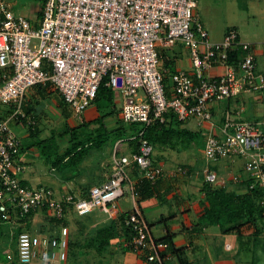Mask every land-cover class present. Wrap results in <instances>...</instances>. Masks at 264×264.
<instances>
[{"label": "built area", "instance_id": "built-area-1", "mask_svg": "<svg viewBox=\"0 0 264 264\" xmlns=\"http://www.w3.org/2000/svg\"><path fill=\"white\" fill-rule=\"evenodd\" d=\"M196 9L197 0H44L39 17L32 21L0 0V218L22 227L15 252L8 251L0 264H67L70 226L39 232L45 218L71 220L99 211L113 219L127 190L134 212L127 224L135 231L129 247L147 264H164L167 246L152 237L136 204L135 184L142 179L155 183L164 175L153 161L154 148L144 131L169 115L182 123L197 119L199 126L207 125L202 133L206 183L224 187L215 165L243 159V174L231 180H245L249 189L258 187L264 208L263 123L225 111L215 124L211 112L213 104L264 91V72L257 71L253 46L241 41L236 29L212 42ZM177 44L188 50L191 72L168 73L164 68L159 48ZM236 51L240 57L230 60ZM217 66L223 73L211 75ZM166 72L171 97L165 88ZM47 84L55 87L77 120H82L102 85L117 90L120 121L141 126L129 138L137 150L128 155L114 150L111 175L91 187L86 197L58 196L51 187H32L20 178L21 144L11 125L26 119L22 106L27 91ZM26 124L35 122L26 119ZM134 168L138 178L131 176ZM38 215L42 220L34 221Z\"/></svg>", "mask_w": 264, "mask_h": 264}, {"label": "crops", "instance_id": "crops-1", "mask_svg": "<svg viewBox=\"0 0 264 264\" xmlns=\"http://www.w3.org/2000/svg\"><path fill=\"white\" fill-rule=\"evenodd\" d=\"M7 1L12 5L14 11V0ZM42 2L41 0L35 16L32 18L28 17L26 11L22 13V16L35 21L39 17L38 12L42 6ZM182 48L178 44L168 49L159 48L164 68L168 70V73L175 69L191 72V67L188 68L186 59L181 51ZM253 48L257 71L264 72V53L257 51L254 46ZM223 71L222 67L217 66L211 71V75H220ZM168 73L166 72V76ZM243 96L244 94L242 93L232 98L235 100L233 104L238 106L243 101ZM231 100L227 101L226 110L221 115L219 114L221 102L211 106L213 122L215 124L220 123L225 111L231 112L229 110ZM63 102L61 95L51 84L30 88L23 101L25 108L31 110L30 117H33L35 120V124L31 126L38 130L36 138L44 135V132H46L45 138L53 136L55 143L59 146L60 153L70 145L71 140L69 133L62 136L61 133L66 131V129L77 128L81 124L91 123L101 117L98 114L96 102L85 111L82 120H77L73 114H70L67 106L61 107L64 104ZM118 110L114 108L110 111L113 114L105 117V125L108 129H114L118 126L117 121L120 120L117 114ZM255 120L257 121V119ZM262 123L264 125V121ZM12 125L22 126L24 138L35 139V137L33 138L29 135L30 125L23 123ZM200 127H203V131H200L203 133L206 131L207 125L204 124ZM181 128H185V126L182 125ZM19 141L22 147L20 158L24 166V170L20 175L21 180L26 185L32 187L40 185L51 187L58 196L72 193L77 197H86L91 187L101 185L111 175L113 169L112 154L114 150L118 155H128L131 153L129 142L122 141L117 144V141L109 151L104 150L106 148L105 145L100 151L90 152L78 169L67 168L64 171H60L58 168L52 166L50 168L36 166L35 155L40 154L37 142L33 141L23 144L21 139ZM61 141L64 144H61ZM157 150L160 151H158L160 155L155 156L154 159L158 158L159 163H161L160 167L164 170V175L152 184L153 196L139 202L137 206L149 225L150 233L154 239L163 238L167 233L174 234L172 238L174 247L182 250L179 254H173L166 247L165 253L167 256L164 264H264V251L260 248L261 246L257 250L254 249L250 236L251 230L244 229L242 232L243 240L240 242L237 234L233 232L224 233L218 226L202 227L198 225L199 218L204 209L202 187L205 182L206 164L203 155L204 169L201 172L199 169L197 170L194 164H188V168L183 169L182 165H179V162L175 163L176 158L173 157L172 152L178 151L169 148ZM94 152H100V160L93 156ZM105 156L110 157V163L107 164L105 160H102ZM240 161V159H224L218 162L219 164H216L214 168L226 189L243 193L244 188L241 186L242 183L234 184L231 180L232 175L243 174L244 163ZM178 167L183 169L182 173L176 172ZM135 197L137 198V195ZM127 211L122 210L120 207L118 209V213ZM73 219L76 218L72 217L71 220L73 221ZM113 219H109L106 215L95 211L85 217L83 221L88 220L95 229ZM120 251L121 254H119ZM105 254H108L110 264H147L144 256L131 250L123 237L113 240L103 255Z\"/></svg>", "mask_w": 264, "mask_h": 264}, {"label": "trees", "instance_id": "trees-1", "mask_svg": "<svg viewBox=\"0 0 264 264\" xmlns=\"http://www.w3.org/2000/svg\"><path fill=\"white\" fill-rule=\"evenodd\" d=\"M39 14L40 10L38 12ZM240 54L238 51L234 52V54L230 55V60L233 61L234 58L238 59ZM164 83L167 95L171 97V92L169 91L171 87L169 75L165 76ZM102 97L107 98L112 103V90L102 85L98 90L94 103ZM61 107H66V104H62ZM22 111L25 113L26 119L35 121L33 117H30L31 110H27L24 105L22 106ZM111 114L113 112L106 114V117ZM26 119H22L20 122L26 124ZM104 119L105 116H101L96 121L81 124L74 129H66V131L61 133V136L67 133L71 136L70 145L62 153H60L59 146L55 143L53 136L39 140L36 143L37 148L40 150V154L43 156L46 164L56 167L60 171H64L67 168L78 169L90 152L102 150L111 138L115 141L114 144L117 141L129 142L131 153L135 152L137 150L136 142L129 140V138L140 130L137 126L138 124L124 125L119 120L117 121L118 126L116 128L108 129ZM182 125L184 123L177 121L175 116L169 115L165 122H154L146 127L144 135L154 149L169 148L179 152L181 150H188L192 146L200 147L202 145V133L200 131L192 132L186 128H181ZM37 133L38 130L30 125L29 135L34 138ZM20 150L22 152V147ZM181 167L183 169L188 168L187 165H182ZM213 169L215 170V168ZM138 175V169L134 168L131 172L132 178H138ZM241 183V186L244 188L243 193L230 191L225 187H218L204 182L202 187L204 209L199 218L198 225L202 227L218 226L224 233L233 232L237 234L240 242L243 240L242 232L244 229L251 230L250 236L254 249L257 250L261 246L260 248L264 251V208L261 205L262 192L258 187L249 189V184L245 180ZM152 184L146 179L137 181L135 184L137 205L139 202L153 196ZM133 213V209L123 213L119 212L113 220L95 228L94 233L82 244L73 241V235L72 237L70 235L67 264L70 260L71 250L77 244L79 248L94 250L100 256L106 253L113 240L120 237L125 238L126 244L129 247L135 231L130 224H127V220ZM87 216L74 217L76 219H73V221L66 217L61 220H57L54 217H47L45 218V222L39 226V232L47 233L50 228L59 225L71 226L72 222H76L84 230L83 220ZM21 231V226L15 227L13 224L3 222L0 218V253L3 247L6 246H10L9 251L15 252L18 235ZM173 236L174 234L167 233L165 237L158 239L157 242L166 244L171 253L179 254L182 250L174 247L172 242ZM4 261L3 257L0 256V262Z\"/></svg>", "mask_w": 264, "mask_h": 264}, {"label": "rangeland", "instance_id": "rangeland-1", "mask_svg": "<svg viewBox=\"0 0 264 264\" xmlns=\"http://www.w3.org/2000/svg\"><path fill=\"white\" fill-rule=\"evenodd\" d=\"M40 4L41 0H14L13 8L15 14L22 15V13L26 11L28 17L32 18L37 14L36 11ZM196 11L199 20L207 30L209 38L212 42H220L222 40V35L228 29L234 28L237 30L241 41L252 44L257 51L264 53V0H197ZM181 51L186 59L188 68H190L191 63L189 60L188 50L182 48ZM243 94V101H241L238 106L233 104L235 102L234 99L231 100L229 110L232 112V114H236L237 111L242 110L241 112L233 116H236L240 119L242 118L241 120L256 121L255 119H257L263 122L264 91H254L249 93L244 92ZM137 96L143 97L142 92H139ZM95 105L98 108V114L106 117V114H108L114 108H120V94L117 90H112V103L109 102L107 98L102 97L95 103ZM226 106L227 101H222L220 103V115L224 110H226ZM68 111L70 112V114H73L70 109H68ZM137 126L140 129L141 126L139 124ZM184 126L186 129L192 132L203 131V127L201 128L198 125L197 119L188 120L184 123ZM11 129L14 134L17 135L19 139H21L23 144H27L28 142L33 141L38 142L39 140L45 139L44 135L46 132H44V135H41L39 138L35 137V139L32 140L30 138L26 139L23 137L24 132L22 130V126L11 125ZM61 142V144H64L63 141ZM114 142L115 141L111 138L105 144L106 148H104V150H111L112 145H114ZM201 142L202 145L200 147L192 146L188 150L172 152L173 157L176 158L175 163L179 162L180 166L194 164L197 170L199 169V171L202 172L204 169V161L202 159V151L204 147L203 136ZM118 143H120V141H118L117 144ZM158 151L159 150L154 149L152 158L158 166H161V163H159L158 158H156V160L154 159L155 156L157 157V155H160V151ZM99 153L100 152H94L93 156L100 160L101 154ZM102 160H105L107 164L111 161L110 157L106 156L103 157ZM240 160V162L244 163L243 159ZM35 163L36 166L50 168L49 164H45L44 158L41 154L35 155ZM131 201V194L129 190H127L125 196L118 200V207H120L124 211L131 210L133 208ZM35 220L41 221L42 218L40 216H37L34 221ZM30 223L33 222L30 221ZM84 226V230H82L81 226L79 227L76 222H72V225L70 226V231L71 237L73 235V241H77L82 244L89 236L94 233V228L91 223L88 222V220L84 221ZM9 247L10 246L3 247V249L1 250L0 256H2L4 260L6 253L9 251ZM119 254H121V251L119 252ZM68 264H110V258L108 254L100 256L94 250L79 248L77 244L74 249L71 250L70 260L68 261Z\"/></svg>", "mask_w": 264, "mask_h": 264}]
</instances>
